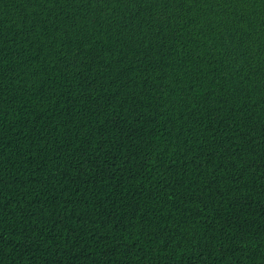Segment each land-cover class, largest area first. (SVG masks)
<instances>
[{
	"label": "trees",
	"instance_id": "obj_1",
	"mask_svg": "<svg viewBox=\"0 0 264 264\" xmlns=\"http://www.w3.org/2000/svg\"><path fill=\"white\" fill-rule=\"evenodd\" d=\"M0 264H264V0H0Z\"/></svg>",
	"mask_w": 264,
	"mask_h": 264
}]
</instances>
